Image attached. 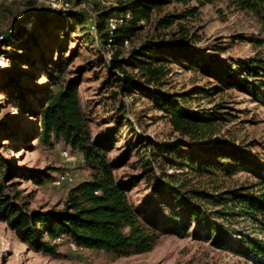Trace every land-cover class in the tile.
<instances>
[{
	"label": "trees",
	"instance_id": "16d2710c",
	"mask_svg": "<svg viewBox=\"0 0 264 264\" xmlns=\"http://www.w3.org/2000/svg\"><path fill=\"white\" fill-rule=\"evenodd\" d=\"M214 1L124 0L120 5L96 12L95 31L83 42L95 38L108 51L116 47L127 48L121 44L122 40L127 39L130 44L138 31L152 23L155 35L139 44L129 45L119 58L109 57L103 84H114L121 91L127 89L141 93L155 108L163 111L172 131L178 134V138L171 143L147 140L155 151L145 152L144 148V152L140 153L138 150L135 163H139L140 171L137 174L128 173L126 179L115 178L112 171L117 163L128 159L138 143L128 139L122 155L116 161L109 159L106 152L120 139L117 132L122 123L117 122L119 125L115 124L98 139H93L89 120L77 94L80 69L73 70L69 77L64 76L73 52L64 58V46L59 40L55 42L57 38L53 34L46 35L49 42L37 45L38 49H43L38 57L39 69L48 80V86L38 92L29 108L24 109L27 115L36 119L33 129L29 130L30 135L49 145L52 138L61 140L79 155L87 177L67 189L61 208L27 209L25 196L20 194L14 179H29L41 184L51 176L46 169L18 167L0 153V221L27 250L57 257V246L64 244L73 253L98 250L125 257L150 251L162 234L184 237L191 231L193 238L207 241L213 248L233 253L251 264H264V181L258 182L255 189L241 186L220 191L216 187L215 193L208 194L203 190H185L177 174L180 172H157L154 167L160 158L168 166L178 169L187 167L190 171L213 176H229L247 168L253 169L248 150L216 134L212 125L217 118L214 112L199 114L191 110L186 104V92L177 94L161 90L170 72L167 66L170 62L186 63L187 68L198 67L200 72L208 71L204 68V59L194 62L198 61L196 57H202L195 48V34L189 33L180 21L193 15L197 8ZM230 1L236 8L253 14L264 28V0ZM22 2L12 12V23L0 32V55H7L5 48L18 43L21 45L25 39L34 40L25 29L27 24L33 28L49 26L58 31V26L64 25L63 32L69 31V34L74 25L85 17L75 9L54 10L39 3L45 8L37 10L34 9L36 0ZM171 3L179 4L181 12H162L163 7ZM190 3L193 5L189 6ZM126 11L130 18L114 29L106 47L107 18L113 13ZM174 23V30L157 35L160 29H168ZM77 39L75 36L72 41ZM255 61L248 59L247 63L240 62L239 70L246 75V79L260 76V87H264V60ZM125 67L134 69V72L128 74ZM208 73L219 83L215 86L217 90L236 84L226 71L215 73L210 70ZM13 84H16L14 80ZM22 92L20 89L21 100L27 95H22ZM5 126L2 123L1 129L4 130ZM140 181L145 194L138 205H133L127 192ZM208 204L223 206L224 209L240 206L262 235V240L235 230L230 232L234 237L229 236L217 222L219 214H224L223 209L212 210L207 208ZM68 243L74 244L77 249L72 250Z\"/></svg>",
	"mask_w": 264,
	"mask_h": 264
},
{
	"label": "rangeland",
	"instance_id": "374dc122",
	"mask_svg": "<svg viewBox=\"0 0 264 264\" xmlns=\"http://www.w3.org/2000/svg\"><path fill=\"white\" fill-rule=\"evenodd\" d=\"M69 1L74 7L81 0ZM123 1L116 0V6ZM22 3L21 0H0V32L12 23L14 20L12 12ZM39 3L36 1L34 9L45 8ZM191 5L193 3L189 4ZM87 6L90 7V11L98 12L101 9L94 4ZM74 9L85 17L79 24L74 25L69 34H67L69 31L63 32L64 25H59L58 31L49 26L33 28L27 24L25 29L29 34L31 33L34 40L25 39L23 40L25 43L21 45L18 43L5 48L8 56L0 55V153L18 167L46 169L51 176L48 181L41 184H35L29 179L18 177L14 179L17 188L21 190L20 194L25 196L27 209L61 208L67 189L87 177V171L80 164L79 155L69 146L53 138L50 139V145L42 143L34 139L29 132L33 129L36 119L27 115L24 109L29 108L35 102L38 92L48 86V80L39 69L38 57L43 49L37 48L38 44L49 42L46 35L53 34L57 38L55 42H62L64 58L73 52L70 63L66 65L64 76L69 77L73 70L80 69L81 77L77 94L89 120L92 138L96 140L115 124L119 125L117 122L122 123L117 132L120 139L106 152L107 157L116 161L124 152L128 139L139 145L136 150L132 149L124 163H117L114 166L112 172L115 178L126 179L128 173L137 174L140 171L139 163H135L138 150L140 153L144 152L142 151L144 148H146L145 152L155 151L147 144V140L171 143L178 138V134L172 131L163 111L155 108L141 93L127 89L121 91L114 84L110 86L103 84L107 70L106 61L111 56L121 57L129 47H116L108 51L101 45V41L95 38L83 42L92 32L88 27L84 9ZM181 9L179 4L171 3L164 6L162 12L177 14ZM180 22L189 33L195 34L197 40L195 48L202 57H196L198 61L194 60V62H199V58L204 59L202 61L205 63L204 68L208 71L200 72L198 67L187 68L186 63L182 65L170 62L167 65L170 72L165 77V84L161 90L177 94L186 92L188 93L186 104L191 110L199 114L214 112L217 118L212 125L216 134L248 150V158L254 166L253 169L247 168L229 176L197 173L187 167L178 169L163 163L160 158L154 167L157 172L159 170L166 173L180 172L177 174L185 190H203L213 194L216 187L220 191L241 186H252V189H255L258 182L264 181V93L262 92L264 87H260V76L256 79L252 77L246 79V75L239 70L238 65L248 59L254 62L256 59L264 60L262 23L253 14L236 8L230 0H216L204 4L197 8L193 15ZM175 28L176 23L168 29H160L157 35ZM151 35L155 33L152 23H149L132 37L130 45L139 44ZM75 36L78 39L72 41ZM210 70L215 73L219 70L230 73L229 76L236 84L230 88L215 89L219 83L208 73ZM125 71L132 74L134 69L125 67ZM13 80L16 84H13ZM20 89L23 91L22 95L27 94L22 100ZM2 123L6 125L4 130L1 129ZM124 137L127 139L125 140ZM64 149H67L74 158L70 160L63 158L61 152ZM62 171H67L73 176L72 182L51 184L53 176ZM144 194L141 181L127 192L133 205H138ZM207 208L223 209L224 214H219L217 222L221 230L229 236L234 237L230 232L235 230L262 240V235L253 227L240 206L224 209L223 206L208 204ZM57 250L59 252L57 257L27 250L16 240L8 226L0 221V264H251L233 253L213 248L207 241L193 238L191 231L184 237L162 234L150 251L125 257H117L98 250L73 253L64 244H59Z\"/></svg>",
	"mask_w": 264,
	"mask_h": 264
},
{
	"label": "built area",
	"instance_id": "2783aa9c",
	"mask_svg": "<svg viewBox=\"0 0 264 264\" xmlns=\"http://www.w3.org/2000/svg\"><path fill=\"white\" fill-rule=\"evenodd\" d=\"M21 1H25V0H21ZM36 1L43 3L45 5H48L50 9H54V10L65 11V10L74 9V8L84 9L86 13L85 14L86 19L88 21V27L91 32L95 31L96 11L94 10L90 11L89 10L90 7L88 8L87 5L94 4L100 8H110V7L116 6L115 4L116 0H81L74 7L71 5L69 0H36ZM129 18H130V14L127 11L118 13V14L113 13L107 18L106 23H105V29L107 32L106 43H105L106 47L109 46L111 35L114 29L117 26L125 23ZM140 22L143 23L142 21ZM121 44L124 47H128L130 45L127 39L122 40ZM61 154H62V157L65 159L70 160L74 158L72 157L70 152L67 151V149L62 150ZM72 180H73V176L70 173H68L67 171H62V172L56 173L50 183L58 185L60 183H70L72 182ZM68 245L72 250L77 249V247L72 243H68Z\"/></svg>",
	"mask_w": 264,
	"mask_h": 264
}]
</instances>
